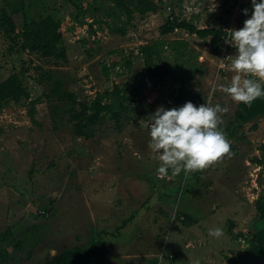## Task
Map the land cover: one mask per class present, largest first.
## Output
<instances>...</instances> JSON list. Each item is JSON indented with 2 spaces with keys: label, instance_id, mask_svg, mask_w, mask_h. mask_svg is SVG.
Wrapping results in <instances>:
<instances>
[{
  "label": "rangeland",
  "instance_id": "obj_1",
  "mask_svg": "<svg viewBox=\"0 0 264 264\" xmlns=\"http://www.w3.org/2000/svg\"><path fill=\"white\" fill-rule=\"evenodd\" d=\"M240 1L244 5L239 0H126L124 6L116 0H0V81L24 68L29 81L28 98L0 103V234L10 227L8 242H22L18 248L7 244L11 254L5 264H45L68 247L89 246L107 227L101 237L111 238L114 252L102 264H239L252 254L255 234L264 228L258 207L264 194V115L236 125L234 135L223 131L229 152L194 171L193 180L190 172L157 176L159 161L148 147L145 124L157 106L189 100L220 104L225 111L219 124L233 121L238 103L219 88L232 75L218 68L223 48L217 50L210 35L181 28L161 34L159 28L176 17L199 28H221L224 35V26L235 18L238 25L232 28H240L246 19L241 10L252 7L250 0ZM48 14L61 22L68 51V61L59 66L31 51L23 35L24 18ZM11 16L16 27L7 31ZM177 40L189 42L184 57L176 56ZM151 41L163 42L161 60L170 69L156 85L139 53ZM126 58L133 59L130 69ZM35 63L62 75L65 88L80 101L118 84L123 101L133 108L130 118L122 129L106 118L91 137L77 136L69 105L45 96L50 83H37ZM180 83L191 92L180 95ZM106 101L118 104L117 96ZM55 106L60 107L56 113ZM107 199L100 214L110 222L94 226L88 206H103ZM216 226L222 235L209 236L208 229ZM123 244L137 256L130 261L115 256L125 254Z\"/></svg>",
  "mask_w": 264,
  "mask_h": 264
},
{
  "label": "trees",
  "instance_id": "obj_2",
  "mask_svg": "<svg viewBox=\"0 0 264 264\" xmlns=\"http://www.w3.org/2000/svg\"><path fill=\"white\" fill-rule=\"evenodd\" d=\"M116 1L117 4L124 6L126 0ZM8 18L6 23L10 25V28H7V31H10L16 27V25L13 16ZM60 26L61 22L50 14L39 20L32 19L31 21H27V19H23V35L28 40L31 51L39 52L40 55L53 58L56 61V66L61 65V62L68 61V51ZM177 28L185 29L189 33H195L199 37H207L210 35L214 40L215 48L217 50L221 48V28H199L191 21L172 17L167 18L160 26L159 31L161 34H168L174 32ZM175 43L179 46L181 45V52L179 49L175 51L177 54L176 56L181 57L180 55H183L184 57L185 53L183 52L187 46L189 47V42L187 40H177ZM163 47V42L161 43L160 41L147 42L139 47L140 57L144 63V72L148 80L155 85L164 81V79L170 75V69L163 60H161ZM124 65L130 69L133 66V59L126 58L124 60ZM31 67H33V65H31ZM34 69L38 84L50 83V88L44 92L45 96L48 98H55L69 105V120L74 122V132L77 136L85 138L91 137L94 134L95 126L106 118L114 120L115 126L122 129L125 120L130 118V113L133 108L123 101L121 92L124 89L120 88L118 84H114L111 90L106 89L103 93L97 92L96 96L91 101H80L77 99L75 92L65 88V79L62 75L55 73L51 69L45 68L41 63H35ZM103 69L105 75L108 77L110 75V68L105 64L103 65ZM27 70L28 68H24L18 72H13L4 80L0 81V103L7 101L9 98L19 101L22 97H29ZM180 84V95L191 92L184 83ZM111 96H117V105L110 101H106V99ZM59 109L60 107L55 106L53 109L54 113ZM35 110L34 104L31 105L30 114L32 117L34 116ZM258 115H264V96L255 99L250 104L238 103L233 121L226 126L219 124L218 127L222 132L224 131L230 135H234L236 132V125L241 126L253 120ZM33 122L39 123L35 118H33ZM193 174L194 172H190V180H193ZM184 176H182V178H184ZM258 207L264 217V194H262L258 200ZM187 220L195 222L194 219L188 215ZM11 233L10 227H7L5 231L0 234V264H5V261L11 254L7 244L13 243L17 248L22 246L21 240L8 242V235ZM254 240L255 242L250 249V253H264V228H261L255 234ZM107 253L108 250L105 241L96 236L89 246L76 245L68 247L45 264H102V260Z\"/></svg>",
  "mask_w": 264,
  "mask_h": 264
},
{
  "label": "clouds",
  "instance_id": "obj_3",
  "mask_svg": "<svg viewBox=\"0 0 264 264\" xmlns=\"http://www.w3.org/2000/svg\"><path fill=\"white\" fill-rule=\"evenodd\" d=\"M250 2L251 11L241 10L246 16L243 25L227 29L223 36L235 52L220 59L218 65L232 73L226 83L219 84L220 90L232 101L244 104L264 96V0ZM210 6H214L212 10L216 7ZM223 111L220 104H194L190 100L171 108L157 106L145 121L148 147L159 161L157 176L167 177L169 172L173 176L181 172L187 175L229 152V142L218 127ZM222 233L219 226L208 229V235L214 238Z\"/></svg>",
  "mask_w": 264,
  "mask_h": 264
},
{
  "label": "crops",
  "instance_id": "obj_4",
  "mask_svg": "<svg viewBox=\"0 0 264 264\" xmlns=\"http://www.w3.org/2000/svg\"><path fill=\"white\" fill-rule=\"evenodd\" d=\"M95 196H96V198H98V197H100V199L101 200H103L104 199V196L102 195V194H100L99 192H94L93 193ZM105 203V205L103 204V206H99L100 204L98 203V202H95V204L94 205H90V206H88L87 204H85V205H87L88 206V210H87V215L90 217V219H91V221H93V224H95V223H102V222H100L99 220H101V221H105L104 222V224H108L110 221H109V216H106V215H102V214H100V211L101 212H103V210L101 209V208H105L107 205H108V203H109V200L107 199V201H105L104 202ZM93 204V203H92ZM106 209V208H105ZM98 212H99V214H98ZM108 213V212H107ZM85 215V214H84ZM97 224H95L94 226H96ZM93 228V227H92ZM84 229V228H83ZM94 229V228H93ZM102 230V233L105 231L106 232V230H110V229H108V227L106 228V230L105 229H101ZM101 230L97 233V237L98 238H102L101 236H102V233H101ZM82 233H83V231H82ZM99 235H100V237H99ZM104 241H105V243H106V246L108 247L107 248V250H108V253L106 254V256H104V258L103 259H106L107 257H108V254H109V252L110 251H113L114 252V250H113V246H112V243L110 242V239L111 238H102ZM109 241V242H108ZM80 246V245H79ZM128 246H130V245H128ZM122 251H125L124 253L125 254H123V255H121V254H116L115 256H118V257H120V258H123L124 260H128V261H130L132 258H134V256H137V254L134 252V251H131V249H130V247H127V249L125 248V245L123 244L122 245ZM139 253V252H138ZM114 260H116L117 261V259H115V258H113ZM197 262L194 260H190L189 261V263L188 264H196ZM131 264V263H130Z\"/></svg>",
  "mask_w": 264,
  "mask_h": 264
},
{
  "label": "built area",
  "instance_id": "obj_5",
  "mask_svg": "<svg viewBox=\"0 0 264 264\" xmlns=\"http://www.w3.org/2000/svg\"><path fill=\"white\" fill-rule=\"evenodd\" d=\"M239 5H240V6L244 5V2H242V1L239 0ZM246 8H249L248 5L246 6ZM249 9L251 10V8H249ZM249 14H250V12H249ZM232 19H233V22L230 21L229 26H224V28H223L224 31H226L227 29L232 28L234 25H238V22L236 21V19H235V18H232ZM224 33H225V32H224ZM225 34H226V33H225ZM225 34H224V35H225ZM224 35H222L221 47L223 48L222 55H223V56L225 55V57H226V56L232 54V52H234V48H232V47L228 46L227 44H225V42H224V38H223ZM230 50H231V51H230ZM43 213H44L45 215H49V212H47V211H45V210L43 211Z\"/></svg>",
  "mask_w": 264,
  "mask_h": 264
},
{
  "label": "water",
  "instance_id": "obj_6",
  "mask_svg": "<svg viewBox=\"0 0 264 264\" xmlns=\"http://www.w3.org/2000/svg\"><path fill=\"white\" fill-rule=\"evenodd\" d=\"M239 264H264V253H252L247 259Z\"/></svg>",
  "mask_w": 264,
  "mask_h": 264
}]
</instances>
